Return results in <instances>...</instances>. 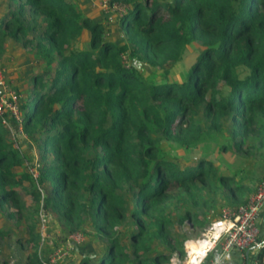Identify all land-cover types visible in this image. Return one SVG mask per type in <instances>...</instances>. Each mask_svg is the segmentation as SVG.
<instances>
[{
  "label": "trees",
  "instance_id": "16d2710c",
  "mask_svg": "<svg viewBox=\"0 0 264 264\" xmlns=\"http://www.w3.org/2000/svg\"><path fill=\"white\" fill-rule=\"evenodd\" d=\"M109 2L125 7L118 20L124 50L71 1L3 2L0 56L7 41L19 43L36 67L19 98L35 179L23 165L33 158L22 157L0 123V212L7 219L0 247L8 251L12 242L17 264H42L39 202L62 232L86 227L102 242L99 252H74L70 264H160L175 247L170 223L203 227L221 208L245 203L264 178V0ZM193 41L199 52L178 81H155L134 64L166 74ZM206 139L241 157L257 143L261 178L244 165L225 171L206 159ZM198 144L200 154L182 163L164 149L188 152ZM23 180L33 205L22 199ZM10 220L23 225L9 239ZM7 255L0 250V264Z\"/></svg>",
  "mask_w": 264,
  "mask_h": 264
},
{
  "label": "rangeland",
  "instance_id": "374dc122",
  "mask_svg": "<svg viewBox=\"0 0 264 264\" xmlns=\"http://www.w3.org/2000/svg\"><path fill=\"white\" fill-rule=\"evenodd\" d=\"M73 2L76 5L77 10L80 12L81 15L87 16L92 21L100 22L105 27L104 35L107 39L116 42L120 44L121 48L122 45V39H123V32L118 28V20L120 17V14L110 12L108 14H105L100 7V4L103 0H68ZM4 0L0 2V13L4 12ZM86 39V33L83 30L79 40L75 44L76 46H83L84 40ZM4 46H7V49L2 53L0 56V68H3L5 71L6 77L8 82L12 85L13 88L17 92L21 94V96L24 94V90L29 87L28 84V74L31 70H35L36 67H33L32 62V55L31 51L28 47L22 48L19 43L7 41V43L4 44ZM124 50V48H122ZM123 51V60L125 63L129 61L126 53ZM199 52V46L196 42H191L188 44L182 53L181 59L175 63L168 71V73L160 75L159 72H154L152 69L148 66H146L142 62H137L135 60V65L140 70L143 76H147L149 74H152L155 81L158 80H180L182 78L183 71L186 70L187 66L194 60L195 56H197ZM11 140V138H10ZM19 143L21 145L19 151L22 153V157L25 159L23 155L28 154L29 158H33V160H36V156L34 153V149L29 143L27 139L26 133H23V138H18ZM218 140H223L222 137H219ZM264 141V135L261 137L260 141L258 142V145ZM174 145V144H173ZM256 143V148L260 149L262 147L258 146ZM218 144L215 143L213 140L206 139V146L204 147L207 156L206 159H210L214 162L215 165H218L222 170L225 171H231L236 168L245 166L246 169L249 170V175L257 176L261 178V174L258 171V163L260 162V159L264 157L257 155L258 151L260 150H253L251 152H247L244 157L238 156L236 153L232 152L231 150L226 151H219L218 150ZM201 144H198V147L193 149L192 151L185 152L181 148L178 147H169L165 145L164 149L166 151H169V156L172 160H177L178 162H183V159H192L196 158L200 152H201ZM264 154V153H263ZM180 161H179V160ZM249 162V163H247ZM24 166H29V162L23 161ZM26 168V167H25ZM258 171V173H257ZM242 173V172H241ZM264 178H261L260 181H255L256 183H253L254 188L263 180ZM253 180V178L251 179ZM22 185L26 188V191L22 193V199L26 206H30L34 204V201L32 200L29 192V183L25 180H23ZM45 190L41 189L40 194L41 197L45 196ZM178 199V198H177ZM174 201H176V195L173 198ZM41 203H38V213L40 217L43 219V222H39L37 227V231L39 232V236L37 239V247L36 252L38 253L39 257L42 259V264H55L56 262H61L62 264H70V262H76V254L74 252H80L81 254H90L91 252H99L102 246V242L98 239L99 237L92 233L93 231L90 230V234L86 235L84 233L86 227L77 229L74 232H62L60 230L59 223L54 218V214L51 212H48L47 209H40ZM224 208L220 209V211ZM44 210H45V217H44ZM48 214V215H47ZM48 217V218H47ZM216 218V217H215ZM7 219H4L3 216H1L0 212V226L4 227L2 224H4V221ZM11 228L9 239L12 237L13 234L16 232H19V230L22 228V225H16L14 224L13 220L8 221ZM22 222L25 223V220H22ZM208 224V223H207ZM205 224L203 227L192 225L189 221L183 220L182 222H173L170 223L167 226V229L173 233L176 234L174 237V241H172L174 249L167 254V257L161 261L160 264H170V261H168V258L171 257V255L175 254V260L177 262H173L174 264H182L181 261L184 260L185 256V248L184 243L189 240H197L201 237L204 228L206 227ZM6 228V227H4ZM88 228V227H87ZM115 230H122L121 226H116ZM13 231V232H12ZM80 237V243L74 245L71 244V242H75L76 239H79ZM8 238H6L7 242ZM81 242H83L81 244ZM179 243L181 245H179ZM6 244L2 243L0 250L2 253L9 252V255H7V264H17L18 260V253L14 248V244L10 245V249L7 251ZM79 246V247H78ZM33 249V248H32ZM31 249V250H32ZM1 259V256H0ZM46 259V260H45ZM179 262V263H178Z\"/></svg>",
  "mask_w": 264,
  "mask_h": 264
},
{
  "label": "built area",
  "instance_id": "2783aa9c",
  "mask_svg": "<svg viewBox=\"0 0 264 264\" xmlns=\"http://www.w3.org/2000/svg\"><path fill=\"white\" fill-rule=\"evenodd\" d=\"M103 12L121 13L125 7L119 3L103 0L100 4ZM21 94L8 82L3 68H0V123L5 126L13 141V147L18 148V138H23L22 116L19 110ZM38 164L36 160L28 166L31 176H37ZM264 208V179L255 187L247 201L235 208H224L220 214L210 221L203 230L207 236V244L203 247V254L198 258L197 264L206 258L207 254L218 248L215 259L208 264H220L229 251H237L240 256L239 264H264V233L257 223L259 212ZM43 220V219H42ZM81 239L75 240V243ZM184 243L185 256L182 264L188 260L187 243ZM261 252V256L260 255ZM259 253V254H258ZM173 253L168 261L170 264L177 262ZM174 262V263H173ZM179 263V262H178ZM165 264V263H162Z\"/></svg>",
  "mask_w": 264,
  "mask_h": 264
},
{
  "label": "crops",
  "instance_id": "0c3cea01",
  "mask_svg": "<svg viewBox=\"0 0 264 264\" xmlns=\"http://www.w3.org/2000/svg\"><path fill=\"white\" fill-rule=\"evenodd\" d=\"M5 72V71H4ZM6 75V74H5ZM258 226L262 233H264V208L259 212L257 218ZM218 254V248H215L213 251L209 252L206 258L201 262V264H208L209 261H212L216 258ZM240 256L239 253L235 250L229 251L220 264H239Z\"/></svg>",
  "mask_w": 264,
  "mask_h": 264
},
{
  "label": "bare ground",
  "instance_id": "6f19581e",
  "mask_svg": "<svg viewBox=\"0 0 264 264\" xmlns=\"http://www.w3.org/2000/svg\"><path fill=\"white\" fill-rule=\"evenodd\" d=\"M188 260L186 264H197L198 258L203 254V247L207 244V236L202 233L201 237L197 240H192L191 243H187Z\"/></svg>",
  "mask_w": 264,
  "mask_h": 264
}]
</instances>
